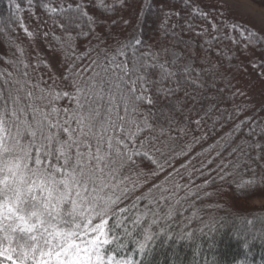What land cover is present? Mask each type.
Returning a JSON list of instances; mask_svg holds the SVG:
<instances>
[{"label":"snow or ice","instance_id":"snow-or-ice-1","mask_svg":"<svg viewBox=\"0 0 264 264\" xmlns=\"http://www.w3.org/2000/svg\"><path fill=\"white\" fill-rule=\"evenodd\" d=\"M182 4L183 16L153 0H26L30 15L48 29L42 32L46 46L61 56L49 83L38 70L41 63L50 69V62L34 48L36 63L30 65V54L12 35L14 22L30 43L37 33L21 22L20 4L10 0L16 15L0 21V40L10 53V66L25 81H13L20 85L14 88L0 73V264H157L155 254L166 246L172 249L167 264H184L178 254L182 242L206 239L204 247L211 252L218 247L214 234L224 227L223 218L204 211L212 205L198 201L226 191L225 184L244 200L264 198V117L254 113L239 119L249 111L247 105L233 104L229 110L220 106L222 97L206 94L209 88L225 91L216 86L218 64L198 69L194 60L143 39L147 17L153 15L161 35L174 44L189 46L180 38L184 32L204 37L202 64H209L212 52L231 63L239 58L216 46L230 41L247 56L250 49L264 53V19L256 31L241 23L237 18L251 11L239 0L208 11L193 0ZM36 8L47 19L37 16ZM222 8L233 14L231 23ZM197 20L209 24L211 34L208 28L197 31ZM114 26L126 29L123 38ZM101 28L103 35L97 31ZM80 41H86L83 51ZM248 65L264 79V60L239 61L237 72L247 73ZM30 67L37 70L34 81L27 79ZM226 87L231 90L230 80ZM238 95L245 94L232 92L227 99L234 102ZM64 100L69 106H59ZM229 124L219 140L189 156L209 138L205 127L215 135ZM185 156L189 159L180 169L157 180L165 168L158 157H167L171 166ZM259 219L258 230L233 233L242 255L232 264H253L254 243L264 246V217ZM5 221L15 222L19 243L15 238L5 242ZM196 246L198 264H227L215 253L209 261Z\"/></svg>","mask_w":264,"mask_h":264},{"label":"trees","instance_id":"trees-1","mask_svg":"<svg viewBox=\"0 0 264 264\" xmlns=\"http://www.w3.org/2000/svg\"><path fill=\"white\" fill-rule=\"evenodd\" d=\"M257 3H262L264 4V0H255ZM158 3V5L156 4ZM16 3H19L21 6V10L19 12V15L22 17V23L30 30L33 26H37L38 33L35 37L34 43H30L29 39L27 38L25 32L23 31L22 28L18 26L17 23H13V28L15 31L12 33L13 37L16 38L17 43L22 44L26 49L27 52L30 55H27V62L30 65H33L36 63L35 57L37 53L33 50L38 49L39 53L41 54V60H47L50 62L51 68H45L44 64L41 63V66L38 70L39 75H42L44 79L48 80L49 83H51V79L49 77L51 76L52 72L57 71V65L61 61V56L54 51L49 50V48L46 46V41L43 40L41 43L42 45H38L40 42V38L42 37V32L47 31V27L41 28V22H38L35 20L32 15H30L29 11L27 10V5H26V0H16ZM153 3L156 4L157 6L162 5L167 3L168 6L173 10V11H179L181 13V16H183L185 13L182 10L183 9V4L182 0H153ZM195 3L203 7L205 11H208L211 6L209 5L207 9V6L203 3H197L195 0ZM221 11L225 12L226 14V19L228 17L227 11H224V9H220ZM35 13L37 16H41L42 20L47 19L46 16H43L42 10L40 8L35 9ZM16 15V10L14 6H10V0H0V21H4L7 17L9 16H15ZM124 17H128V13H124ZM152 17L154 19H152ZM153 20V23L149 24L150 20ZM175 19V18H174ZM226 23H231L226 21ZM213 22L217 23L220 25V18L214 16L213 17ZM180 23H183L180 21ZM195 23L198 25L197 31H200L201 28H208L209 32L211 34L212 30L209 24H207L205 21L197 20ZM148 25L147 29L145 27ZM6 27V24L4 25ZM152 27V29H150ZM248 27V26H247ZM149 28V29H148ZM98 32H100L103 35V29H97ZM112 31L114 33H117L121 38L126 34V29L122 30L120 26H114ZM179 32V29H177ZM225 32H228V29H225ZM57 33H59V29H57ZM235 34V33H233ZM180 38L183 41H187L189 43L188 47H185L184 44L182 43H173L171 42L170 38L164 37L161 35V32L158 28V22L156 21L155 16L149 15L147 17L146 23L143 27V39L146 41L147 44L153 45L156 49H159L161 45L165 48H174L175 46L179 47L180 49H189L192 48L191 56H187V59L194 60L195 63H197V59L194 58L195 54L204 52L201 49V45L203 44L204 37L197 36L195 32H184L180 33ZM210 38V36L208 37ZM48 43H51V40L49 38ZM86 43V41H80V51H83V45ZM93 43H96L93 41ZM109 43H112V41H109ZM225 45L231 46L232 49H234L233 53H229V55H232L234 57H238L239 61H244L245 64H247V61L252 58H259L261 60H264V53H261L259 50H253L250 49L249 51L251 52V56L245 55L244 52L240 50L238 46H234L230 41H225ZM54 47V46H53ZM219 51L220 49H217ZM231 51V50H230ZM176 53L180 54L177 50H175ZM0 73L4 74V78H8L10 80L11 86L14 88H19V84H14L12 83L13 81L19 80L21 83H24L25 77L21 75L20 72H17L14 68H12L10 65H8L9 60L11 59L10 53L7 51L5 44L0 40ZM194 55V56H193ZM202 55V54H201ZM205 55V54H204ZM203 55V56H204ZM221 58L222 57L217 56L215 52H212L210 54V62L214 60V57ZM191 57V58H189ZM186 58V57H185ZM161 59H171L170 56L168 57H161ZM220 59V60H221ZM239 61L236 58H233L231 63L225 59L226 64H232V68L234 69L235 72L232 73L231 77L229 78L232 84V92H240L244 93L245 95H238L235 97L234 102H230L229 105H227L224 108H230L231 110L233 108V104L235 105H247L249 108V111H246L243 116H241L239 119H243L244 116H252L254 113H258L260 117H264V111H261V108L264 107V91L262 90L264 86V79H260L256 72L253 71L251 65L247 66V73L244 71L237 72L236 67L239 63ZM194 63V64H195ZM29 71V77L27 78L28 80H36L38 78L37 75V70L33 69L30 67L28 69ZM12 72L13 75L12 77H7V73ZM208 78V77H207ZM0 84H2V79H0ZM44 85L42 84L41 87ZM58 87L60 89H63L65 87L63 81L58 82ZM28 85L25 84V89L27 90ZM231 92V93H232ZM213 95L217 96V93L212 92ZM207 93V94H212ZM21 97V101L23 103H27V100L25 98V93L24 91H20L18 93ZM34 94L38 95L39 93L34 90ZM221 96V95H220ZM216 101H208L206 103H215ZM37 103H41L40 101H37ZM59 106L62 107H67L69 106L67 101H61ZM220 106L223 107L220 103ZM30 118V117H29ZM209 124L211 121L208 122ZM232 127V124H229L226 128L221 129L219 132H217L215 135H211L209 132V129L205 127L203 129V132L208 134V139L206 141L201 142L200 144L194 146L192 152L189 154V156H195L196 153H199L202 151V149L207 148L209 145L215 143V141L219 140L220 137L224 134V132L228 131L229 128ZM196 136L201 135L200 132L194 133ZM189 156H185L183 158L176 159L171 162V166H168L167 164V157H158L160 160V163L165 164L164 170L160 173V175L157 177L158 181H162L165 177L169 175V173L174 172L177 169H180V166L184 164L188 159ZM193 164H196L198 166V160H193ZM212 167V166H209ZM181 171H183L181 169ZM247 175H250L247 174ZM206 179V177H203L201 179L196 180V184H200L203 182V180ZM180 183H186V180H181ZM219 185L214 186L212 189L209 190H215L216 188H219ZM224 187L227 189L226 191L220 192L218 196L212 197V198H207L206 200H201L198 201L197 203L199 205H212V209H204V211H212L214 215L217 218H223V223H225V226L229 222H234L236 220H241L244 221L245 223L246 220H253V224L249 225L253 227L254 224H260L261 220L259 217H264V207H254L251 205V201L253 199L249 200H244L242 198H239L236 196L235 191L233 188L228 186L227 184L224 185ZM184 193L181 192L180 196H183ZM260 198V197H257ZM256 199V198H254ZM222 206L220 209L216 210V205ZM22 208H25L26 212L32 211V209L27 208L25 205L21 204L20 205ZM191 210L186 211L184 214L189 215ZM237 217H245L246 219H238ZM45 221H47V216L45 215L44 217ZM111 223V222H110ZM196 226V221H193V227ZM16 229V224L15 222H8L5 221L4 228H3V235L5 236V242H7V239L15 238L17 243L20 242L21 237L19 233L15 230ZM231 231L229 228L228 229H220L219 232L214 235V238L218 244V247L213 249L211 252L204 247V244H206L208 241L206 239H202L201 241H190V245H186V242H182L180 244L179 248V256L180 258L184 261V264H198L200 261L201 257L198 254L200 251V248H198L196 245L199 244L200 247L203 248L204 254L207 257L209 261L212 260L213 253L219 258L221 262H227V264H232V261L234 258L241 256L242 255V249L240 248L237 240L231 238ZM198 235V234H194ZM189 243V241H187ZM172 249L170 247H165L163 249H158L156 254H155V261L157 264H167V257L171 254ZM252 257L251 259L253 260V264H260V261L262 259V256H264V246H262L260 243L255 242L254 246L252 247Z\"/></svg>","mask_w":264,"mask_h":264},{"label":"rangeland","instance_id":"rangeland-1","mask_svg":"<svg viewBox=\"0 0 264 264\" xmlns=\"http://www.w3.org/2000/svg\"><path fill=\"white\" fill-rule=\"evenodd\" d=\"M193 2L195 3V0H193ZM197 3H203L207 6V9L208 6L210 5L211 6V9H215L218 4H231V3H234L235 0H196ZM240 3L242 4H245L249 7L250 11H251V16H242V17H238L237 19H239V21L243 24H245L246 26H248L249 28H251L253 31H256L258 28H259V23L258 21L261 20V19H264V4L262 3H257V1L255 0H239ZM156 4L158 5V3L156 2ZM224 9V11H227L228 13V17L226 19V21L228 22H231L232 20V13L227 9V8H222ZM152 19H154L152 17ZM150 20V19H149ZM152 24L153 23V20L149 21V24ZM148 25L145 27V29H147ZM149 29V28H148ZM150 29H152V27H150ZM38 30L37 29V26H33L30 31H36V33H38ZM260 34V33H258ZM40 42L38 43V45H42V41L44 40L42 37L39 39ZM217 49H226L227 50V54L229 55V53H233L234 49H232L231 46H227L225 45L224 43L222 45H217L216 46ZM172 50H177L178 52H180V54H182L184 57L187 58V56H191V52H192V48H189V49H180V46L177 47L175 46L174 48H171ZM231 50V51H230ZM202 54V55H201ZM206 53L205 52H201V53H197L195 54L194 58L197 59V63L194 64V67L198 68V69H203L204 67H207V66H210L211 63H216L219 65V69L216 73V80H217V88H225V91L223 93H218V92H215L214 90H212L211 88H209L207 90V93H212L214 91V93H217V96H220L222 97L220 103L223 107H226L227 105H229L230 100L227 99V97L231 94L232 92V89L229 90L227 89L226 85L228 83V81L230 80L229 78L231 77L232 73L235 72L234 69L232 68V64H226L225 63V59L223 58V60L221 58H217V57H214L212 60V62L209 61V64H202L201 61L205 58V55ZM204 55V56H203ZM191 58V57H189ZM221 59V60H220ZM9 63V62H8ZM10 65V64H8ZM223 74V76L227 77V80H222L221 79V75ZM205 82L206 83H211V80L210 78L208 77H205ZM262 90L264 91V86L262 88ZM206 93V94H207ZM213 95V93L211 94ZM216 103V102H215ZM230 109V108H228ZM251 205L254 206V207H264V198H256V199H253L251 201ZM214 214V213H213ZM262 227V223L260 222V224H254L253 227L249 226L247 223H245L244 221H241V220H236L234 222H229L227 223V225L225 226V223H224V227L225 229H230L231 231V238H233V233L234 232H246L249 228H254V229H259ZM222 228V229H223ZM217 233H215L214 235L216 236ZM250 239V237H249ZM236 240V239H235ZM259 243V241H256ZM186 245H190V241L189 243L186 242ZM3 264H7V262H3Z\"/></svg>","mask_w":264,"mask_h":264}]
</instances>
